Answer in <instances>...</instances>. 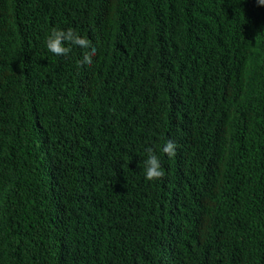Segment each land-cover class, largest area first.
<instances>
[{
    "label": "trees",
    "instance_id": "trees-1",
    "mask_svg": "<svg viewBox=\"0 0 264 264\" xmlns=\"http://www.w3.org/2000/svg\"><path fill=\"white\" fill-rule=\"evenodd\" d=\"M0 264H264V6L0 0Z\"/></svg>",
    "mask_w": 264,
    "mask_h": 264
},
{
    "label": "clouds",
    "instance_id": "clouds-1",
    "mask_svg": "<svg viewBox=\"0 0 264 264\" xmlns=\"http://www.w3.org/2000/svg\"><path fill=\"white\" fill-rule=\"evenodd\" d=\"M258 5L264 6V0H257ZM69 46H65V45ZM70 45H76L84 49H90L91 41L78 35L73 29L62 30L53 28L46 38L47 50L54 55H68L71 51ZM95 54L93 48L91 52L84 53L82 64L88 65L92 62V55ZM162 152L167 156L172 157L176 154L175 142L169 140L163 147ZM148 158L145 163V179L149 181L158 180L164 177L165 173L161 166L160 158L154 154L151 147L146 149Z\"/></svg>",
    "mask_w": 264,
    "mask_h": 264
}]
</instances>
